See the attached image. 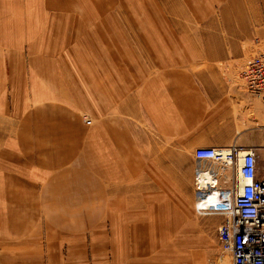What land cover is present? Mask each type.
<instances>
[{
	"label": "crops",
	"instance_id": "1",
	"mask_svg": "<svg viewBox=\"0 0 264 264\" xmlns=\"http://www.w3.org/2000/svg\"><path fill=\"white\" fill-rule=\"evenodd\" d=\"M138 1L0 0V264H232L196 181L235 189L238 168L195 152L264 159V97L239 77L264 0H164L182 25Z\"/></svg>",
	"mask_w": 264,
	"mask_h": 264
},
{
	"label": "built area",
	"instance_id": "2",
	"mask_svg": "<svg viewBox=\"0 0 264 264\" xmlns=\"http://www.w3.org/2000/svg\"><path fill=\"white\" fill-rule=\"evenodd\" d=\"M242 78L250 93L264 97V48L243 69ZM86 123L91 125L90 120ZM195 157L237 166L241 185L225 192L211 193L210 188L216 186L204 183L201 174L197 175L196 211L200 215L219 213L224 216L219 237L224 251L231 254L232 264H264V178H260L258 172L260 153L233 149L225 154L201 148L195 152Z\"/></svg>",
	"mask_w": 264,
	"mask_h": 264
},
{
	"label": "rangeland",
	"instance_id": "3",
	"mask_svg": "<svg viewBox=\"0 0 264 264\" xmlns=\"http://www.w3.org/2000/svg\"><path fill=\"white\" fill-rule=\"evenodd\" d=\"M119 1V0H118ZM200 0H198L199 2ZM172 4L175 6H179V7H183L184 4V0H171ZM133 4H135L136 6H129L128 9V15L129 16H140L141 18H146V17H154V16H158V17H163L165 16L168 20L171 21H179L181 23V25L183 24V19H176V17H171L169 14H167V10H166V2L164 0H139L137 3L133 2ZM182 9V8H181ZM113 16H117V14H119V10H122V8H120L119 4L117 3L115 7H113ZM160 10L159 14L158 11ZM173 10L175 12H177L178 10L176 8H173ZM123 14L126 16V11L123 12ZM173 19V20H172ZM145 21H149L148 19H145ZM188 27H190L191 29L194 28H198L199 24H195V23H191L188 24ZM151 26V24H145V27H149ZM175 30V41H176V47H183L184 44L181 43L180 38H182V28H178V29H174ZM264 48V45H261L260 50H262ZM259 50V51H260ZM258 51V52H259ZM257 55V54H256ZM255 55V56H256ZM176 59L178 60H183L184 56H183V52L180 50V52L178 53V55L176 56ZM253 60V58H251V60L246 63L243 68L241 69V71L239 72V77L240 79L242 78V71L243 69L247 66V64H249L251 61ZM243 81V78L241 79ZM260 166L261 168L264 169V159L261 156V161H260Z\"/></svg>",
	"mask_w": 264,
	"mask_h": 264
},
{
	"label": "bare ground",
	"instance_id": "4",
	"mask_svg": "<svg viewBox=\"0 0 264 264\" xmlns=\"http://www.w3.org/2000/svg\"><path fill=\"white\" fill-rule=\"evenodd\" d=\"M242 79V78H241ZM229 151H224L225 154H227ZM197 203V202H196Z\"/></svg>",
	"mask_w": 264,
	"mask_h": 264
}]
</instances>
